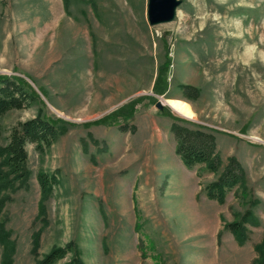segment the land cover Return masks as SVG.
I'll return each mask as SVG.
<instances>
[{"label": "rangeland", "instance_id": "obj_1", "mask_svg": "<svg viewBox=\"0 0 264 264\" xmlns=\"http://www.w3.org/2000/svg\"><path fill=\"white\" fill-rule=\"evenodd\" d=\"M67 7L0 0V73L23 76L43 101L0 115V143L39 110L66 121L44 151L27 144L30 177L3 191L14 263L39 264L69 246L55 264L77 252L87 264H255L264 238V0H180L157 23L149 0ZM185 83L199 95L188 98ZM164 98L188 102L195 117L160 108ZM174 122L215 135L219 171L183 162ZM232 156L247 179L220 203L206 185ZM39 171L58 178L47 197ZM249 208L259 221L245 223L250 237L239 243L226 224ZM4 252L0 241V264Z\"/></svg>", "mask_w": 264, "mask_h": 264}, {"label": "trees", "instance_id": "obj_2", "mask_svg": "<svg viewBox=\"0 0 264 264\" xmlns=\"http://www.w3.org/2000/svg\"><path fill=\"white\" fill-rule=\"evenodd\" d=\"M68 8L69 0H64ZM188 89L186 96L195 98L199 95V88L190 84H183ZM155 87H158V82ZM39 93L23 76L17 74L0 73V115L5 114L12 108H23L31 106L36 101H40ZM41 102V101H40ZM43 103V101L41 102ZM133 116V113L126 117ZM65 119H51L39 113L26 120H21L15 125L8 136L5 144L0 143V211L3 209L7 195L3 191L14 184L15 179L28 180L31 170L27 166L29 152L27 144L34 142L36 148L44 151L50 147L63 133L60 123H65ZM126 126V125H125ZM123 127L127 129V126ZM64 127V126H63ZM172 131L176 137V151L183 162L190 168L197 163H204L209 171H219L222 166V157L216 147L215 135L201 126H191L187 123L174 122ZM38 179L41 184L42 196L47 197L53 191V185L58 178L54 173L46 171L38 172ZM247 171L244 165L236 156H232L221 171L219 176L206 185V194L209 198L216 199L220 203L226 201L227 194L235 187L245 184ZM41 210L45 211V203L40 202ZM258 223L259 218L252 211L247 209L240 219L227 222L226 227L235 235L239 243H244L249 239V232L246 222ZM35 236V247L39 243L38 236ZM0 241L5 244L2 264H15L12 258L13 240L9 238V231L0 220ZM259 256L255 264H264V238L256 243ZM70 251L69 246H55L45 256L39 260V264H55V262ZM64 264H87L77 252Z\"/></svg>", "mask_w": 264, "mask_h": 264}, {"label": "water", "instance_id": "obj_3", "mask_svg": "<svg viewBox=\"0 0 264 264\" xmlns=\"http://www.w3.org/2000/svg\"><path fill=\"white\" fill-rule=\"evenodd\" d=\"M180 0H149V19L151 23L170 20L175 16ZM165 98L159 99L157 105L162 108Z\"/></svg>", "mask_w": 264, "mask_h": 264}, {"label": "bare ground", "instance_id": "obj_4", "mask_svg": "<svg viewBox=\"0 0 264 264\" xmlns=\"http://www.w3.org/2000/svg\"><path fill=\"white\" fill-rule=\"evenodd\" d=\"M166 102L173 110H175L179 114L189 118L195 117V112L188 102L174 98H169Z\"/></svg>", "mask_w": 264, "mask_h": 264}]
</instances>
